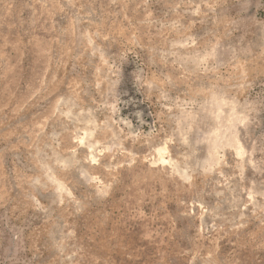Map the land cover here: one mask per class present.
Masks as SVG:
<instances>
[{"label": "rangeland", "instance_id": "1", "mask_svg": "<svg viewBox=\"0 0 264 264\" xmlns=\"http://www.w3.org/2000/svg\"><path fill=\"white\" fill-rule=\"evenodd\" d=\"M0 264H264V0H0Z\"/></svg>", "mask_w": 264, "mask_h": 264}]
</instances>
